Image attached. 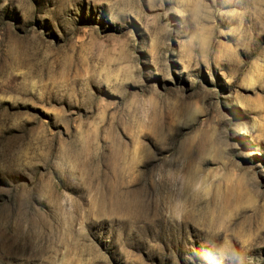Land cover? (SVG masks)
<instances>
[{"label":"rangeland","instance_id":"obj_1","mask_svg":"<svg viewBox=\"0 0 264 264\" xmlns=\"http://www.w3.org/2000/svg\"><path fill=\"white\" fill-rule=\"evenodd\" d=\"M0 264H264V0H0Z\"/></svg>","mask_w":264,"mask_h":264}]
</instances>
